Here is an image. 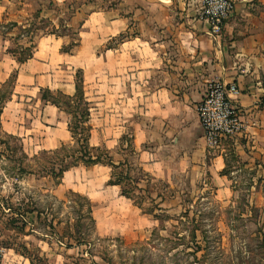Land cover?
<instances>
[{
  "label": "rangeland",
  "instance_id": "374dc122",
  "mask_svg": "<svg viewBox=\"0 0 264 264\" xmlns=\"http://www.w3.org/2000/svg\"><path fill=\"white\" fill-rule=\"evenodd\" d=\"M112 1L103 6L113 7ZM73 2L81 11L67 26L63 8L50 5V0H34L26 6L15 0L3 25L12 28V22L22 21L12 30L17 43L14 51L18 56L33 50L39 41L38 57L46 58L50 53L51 64L37 84L50 90L45 92L50 100L75 113L71 125L83 129L87 127V123L81 121L83 102L69 101L66 95L56 91L61 84H72V76L75 79L74 74L81 71L78 78L84 80L86 74V82L90 84L86 83V92L100 97L99 60L90 51L98 49L100 42L96 37L88 39L90 33L99 32L98 12L103 3L92 0L83 7L82 0ZM39 9L42 13L36 18ZM91 10L97 15L79 30ZM51 31L60 36L57 42L53 37L43 36ZM76 42L82 46L75 57L80 64H68L69 68L64 69V64L59 66L57 58L53 59L52 50L60 47L75 52L79 47L75 46ZM115 42L114 38L107 46L113 47ZM12 88L13 78L0 87V247L5 250L3 264H264V191H244L248 174L242 170L241 163H236L235 154H230L227 169L236 172V191H230V196L225 195L224 199L212 191L209 172L198 176L187 172L176 174L169 183L144 175L137 166L125 165L119 159L130 154L128 139L122 147L126 156L111 154L113 151L106 149L101 152H109L115 165H124L115 170L117 176L113 180L122 178V190L132 195L134 202L113 198V191H97L95 196L88 198L79 190L67 188V178L62 183L61 178L50 173L64 156L73 154L78 141L77 138L62 139L63 145L54 148L52 139L60 134L50 130L51 126L44 127L41 120L64 125L70 122V116L59 118L50 111L44 112L43 106L35 100L37 87L23 80L17 87L21 100L15 96L6 106ZM61 89L70 91L67 86ZM26 98L33 101L26 102ZM98 102L97 99L95 103ZM99 124L95 116L93 125ZM63 164L83 165L74 157ZM20 166L29 173H20ZM93 174L92 171L79 174V179L84 181L75 180V183L80 187ZM96 200L99 205L94 204ZM107 201L110 207H102Z\"/></svg>",
  "mask_w": 264,
  "mask_h": 264
},
{
  "label": "crops",
  "instance_id": "0c3cea01",
  "mask_svg": "<svg viewBox=\"0 0 264 264\" xmlns=\"http://www.w3.org/2000/svg\"><path fill=\"white\" fill-rule=\"evenodd\" d=\"M14 1L0 0V87L14 75L5 105L15 96L21 100L17 87L23 80L37 87L35 100L44 112L68 119L66 112L43 99L45 88L37 84L51 64L50 53L46 58L38 57L40 41L36 42L31 57L21 63L13 53L12 30L9 36L1 32ZM70 1L50 0V3L60 6L64 12V4ZM73 1L76 0L70 3ZM82 1L85 7L92 0ZM27 2L34 3V0H20L19 4L26 6ZM105 2L113 1L100 0L103 4L98 12L99 32L90 33L88 39L96 37L100 42L98 49H90L99 60L100 97L86 92L85 73L83 80L90 113V146L112 150L111 154L120 156L129 139L133 152L128 157L123 153L121 156L126 157L119 159L125 165L137 166L144 175L169 183L176 174L187 172L198 176L209 172L212 191L224 199L225 195L230 196V191H236V172L227 169L233 153L238 159L236 163H241L242 170L248 174L244 191H264V0H236L233 13L218 35L212 33L209 23L197 19L199 0H114L113 7H104ZM80 11L77 9L70 21H65L66 25ZM94 15L97 12L91 10L79 30ZM16 22L22 24V21ZM43 36L53 37L55 42L60 39L53 31ZM114 38L115 45L107 46ZM81 50V44L73 53L54 48L52 56L57 58L59 66L64 64V69H68V64L79 66L75 57ZM73 78L72 84L67 82L58 87L62 94H75ZM214 80L237 84L239 95L235 103L242 113L244 129L233 138L223 139L218 146L209 147L196 111L208 83ZM64 86L70 91H63ZM30 101L33 100L26 98V102ZM95 116L100 122L97 126L93 125ZM41 122L60 134L52 139L54 148L63 145L62 139L73 140L67 122L64 125ZM91 171L95 173L93 177L87 183L78 182L82 184L78 187L75 180H80L79 174ZM66 178L67 188L79 190L88 198L97 191H113V198L131 202L121 195L122 186L109 184L112 171L107 164L72 166L63 173L62 183ZM94 204L99 205V201ZM110 205L107 201L102 207Z\"/></svg>",
  "mask_w": 264,
  "mask_h": 264
},
{
  "label": "built area",
  "instance_id": "2783aa9c",
  "mask_svg": "<svg viewBox=\"0 0 264 264\" xmlns=\"http://www.w3.org/2000/svg\"><path fill=\"white\" fill-rule=\"evenodd\" d=\"M236 0H199L197 19L209 23L214 35L235 9ZM239 95L236 83L211 81L197 107V118L203 129L209 147L218 146L223 139L233 138L244 129L242 113L235 103ZM5 250L0 247V264H3Z\"/></svg>",
  "mask_w": 264,
  "mask_h": 264
},
{
  "label": "trees",
  "instance_id": "16d2710c",
  "mask_svg": "<svg viewBox=\"0 0 264 264\" xmlns=\"http://www.w3.org/2000/svg\"><path fill=\"white\" fill-rule=\"evenodd\" d=\"M52 4L53 3H50V5H52ZM74 5H75V2L65 3L64 4V6H65L64 10L65 11L63 12V14L66 17V19L64 20V23H65V21L69 22L70 19L73 16V14L76 12L77 8H75ZM40 13H41V10H38L35 13L34 17L38 18ZM11 24L10 25H11L12 28H9L7 26L5 27V25H2V27H4V29H7V31H5V30L1 31L3 34H6L5 36H7V35L9 36L10 30H13V27H16L18 25L17 22H12ZM28 24H33V23H28ZM65 25H66V23H65ZM36 29L37 28L35 27V30ZM13 36L14 35L12 34V38H13V40L15 42L16 39H14ZM74 44H75V46H78L79 42H76ZM16 45H17V43H16ZM62 52L72 53L73 51L71 49H62ZM13 53H14L15 57L17 58V60L19 62L24 63L27 59H29L31 57L32 50H29L28 53L25 54L24 56H18L16 54V51H13ZM76 73L77 74H75V80H74V82H75V94L73 96H65V95H63V96L67 97V99H69V101H72V102H78V101H80V102L82 101L83 102V105H84L85 108H84V116L81 117L82 118L81 121L84 124L87 123V127L86 128L82 129L81 126L71 125V118H72V116H73V118H75V113H72L66 106L63 107L61 104L55 102L54 100H50L45 94L46 91H50L49 89H45L42 92L43 99L47 100L52 105L62 109L64 112L67 113V115L70 116V122L68 123V128H69V131H70L72 137L74 139L77 138L76 140L78 141L76 143L78 145V148L73 150V154L64 156V158H62V160L60 161L58 166H56L55 168H52L50 170V173L53 176H55L57 179H60L65 171H67L72 166H75V164L64 165L63 163H65L67 159L74 157V159H76V162H79V163H81L83 165H86V166H89V165H92V164H98V163H104V164L109 165L112 168V170H113L112 179L109 180V184L122 186V182H121L122 178H118L117 177V180H113V178H114V176H117L115 170H117V168H119L120 166H121L120 168H122L124 165H122L121 163H120L119 166L115 165L113 163V160L111 159V157L107 156L108 153H104L103 154L101 152L102 150L100 148L91 147L90 144H89V137H90V130H91V126L89 124L90 113H89L88 103H86V101L84 100L83 77H81V79L78 78V73L80 74L82 72L78 71ZM13 77H14V75L11 78H13ZM56 92L59 93V94H62L60 91H56ZM0 112H1V110H0ZM82 122H79V124H81ZM128 148H130L129 152L132 153L133 150H132L130 144L128 145ZM19 171L22 174L29 173L22 166L19 167ZM121 195L133 201L132 195H130L129 193H127V192H125L123 190H121ZM135 204L137 205L136 202H135ZM90 211H91V207H90ZM31 262H32V259H31Z\"/></svg>",
  "mask_w": 264,
  "mask_h": 264
}]
</instances>
